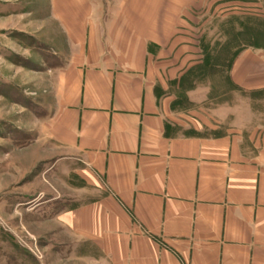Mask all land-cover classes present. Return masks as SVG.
I'll return each mask as SVG.
<instances>
[{"label": "crops", "instance_id": "0c3cea01", "mask_svg": "<svg viewBox=\"0 0 264 264\" xmlns=\"http://www.w3.org/2000/svg\"><path fill=\"white\" fill-rule=\"evenodd\" d=\"M263 6L264 0L61 6L63 19L56 17L65 44L57 51H68L50 81L51 171L72 169L91 195L66 208L52 200L46 219L69 239L48 244L54 255L67 264H264V125L246 135L234 125L223 135H184L215 131L218 121L171 107L172 83L201 61L208 17L235 10L258 17ZM229 76L245 90L264 87V50L242 51ZM201 88L186 96L202 113ZM241 137L248 146L241 147Z\"/></svg>", "mask_w": 264, "mask_h": 264}, {"label": "rangeland", "instance_id": "374dc122", "mask_svg": "<svg viewBox=\"0 0 264 264\" xmlns=\"http://www.w3.org/2000/svg\"><path fill=\"white\" fill-rule=\"evenodd\" d=\"M66 3L67 0H56L53 10L54 0H0V264H67L48 247L51 242H69L66 229L46 219L48 207L55 208L51 202L56 200L66 208L83 201L84 195H91L89 186L72 169L59 168L56 176L51 171L56 160L51 159L47 138V120L53 107L50 81L53 72L64 65L68 51H57L65 44L60 13ZM234 12L226 17H208L201 32L204 45L208 44L212 56L218 54L222 61L230 60L226 52L232 48L228 45L220 51L226 41L222 23L230 17L233 20L249 15ZM220 71L224 78L225 67L217 72ZM222 80L211 78L198 85L202 87L198 92L211 98L200 104L202 113L197 110L199 104H193L188 96L184 103L188 110L179 113L190 117L187 112H191L205 118L206 114L215 115V135L226 134L232 125L245 129V135L262 129L264 95L250 93L264 87L230 91ZM233 110L235 122L230 112ZM178 119L182 122L183 116ZM197 131L204 136L213 132L205 127ZM243 141L241 137V147L248 146Z\"/></svg>", "mask_w": 264, "mask_h": 264}, {"label": "trees", "instance_id": "16d2710c", "mask_svg": "<svg viewBox=\"0 0 264 264\" xmlns=\"http://www.w3.org/2000/svg\"><path fill=\"white\" fill-rule=\"evenodd\" d=\"M232 18L233 17H230L227 21L222 23L221 32H224L226 41L220 47V51H223L228 45L232 47L226 52V55L231 57L230 60L222 61L218 54L212 56L213 50L210 49L208 44L204 45L205 41L201 37L199 42L202 55L201 61L197 65L189 68L177 82L172 83V87H175L173 90H178L176 93L174 92L175 100L171 104L172 110L178 112H185L188 110L185 108V104L187 103V91L193 90L196 86L202 85L204 81L211 80V78H214V81H220V79L225 80L230 87L228 89L230 91H239L241 89L232 83L229 71L232 67L233 61L242 51L248 48L264 50V14L258 17L248 15L240 19L232 20ZM222 67H225L226 71L224 78L222 77V74L224 73L221 72L222 70L219 72L220 74L217 72L218 69ZM218 74L220 76H218ZM186 85H188V88H186ZM177 93L179 96L176 95ZM258 94L264 95V90L253 91L250 93L251 96H257ZM207 99H211L209 95ZM190 131L192 130H184L182 133L184 135L201 136L200 134L195 133V131ZM214 132L215 131L209 134L215 135Z\"/></svg>", "mask_w": 264, "mask_h": 264}]
</instances>
